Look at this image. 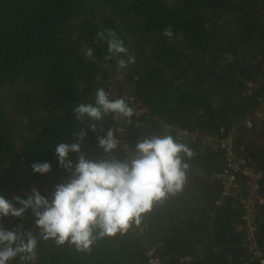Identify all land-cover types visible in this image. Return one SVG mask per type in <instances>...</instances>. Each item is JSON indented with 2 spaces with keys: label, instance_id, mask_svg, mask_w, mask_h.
<instances>
[{
  "label": "trees",
  "instance_id": "trees-1",
  "mask_svg": "<svg viewBox=\"0 0 264 264\" xmlns=\"http://www.w3.org/2000/svg\"><path fill=\"white\" fill-rule=\"evenodd\" d=\"M169 27L171 38L162 34ZM103 29L120 36L135 63L118 69L105 60L106 44L96 36ZM263 61L264 0H0V195H24L32 185L47 193L67 178L52 147L74 139L83 125L72 106L91 101L98 87L113 97L132 94L145 108L124 127L130 152L137 138L155 133L180 137L195 153L184 190L138 227L98 240L88 253L41 242L37 264H259L236 229L237 198L221 199L214 174L223 169L222 154L200 138L231 133L235 151L262 171L264 193V86L245 93L264 74ZM113 124L109 116L102 130L85 127L89 158L104 157L96 136ZM113 155L123 157L119 146ZM45 160L51 171L33 174L30 164ZM32 221L28 211L0 218V226L30 228ZM254 235L264 245V217Z\"/></svg>",
  "mask_w": 264,
  "mask_h": 264
},
{
  "label": "clouds",
  "instance_id": "clouds-1",
  "mask_svg": "<svg viewBox=\"0 0 264 264\" xmlns=\"http://www.w3.org/2000/svg\"><path fill=\"white\" fill-rule=\"evenodd\" d=\"M162 34L171 38L173 33L169 27ZM96 36L106 44L105 60H115L118 69L135 63L113 29L98 31ZM87 54H92L91 48ZM72 114L83 127L73 133L71 142L61 140L52 147L57 167L67 178L47 193L33 186L11 199L0 195V218L21 219L30 211L37 230L34 233L20 223L0 226V264H37L38 246L48 241L88 253L98 240L123 236L138 227L156 205L184 190L195 153L180 137L147 133L136 139L130 154L117 158L113 153L121 144L122 129L113 124L96 136L103 158H89L82 151L85 127L102 130L109 116L131 123L135 112L126 99L98 87L91 101L73 104ZM71 154H76L75 159ZM51 168L47 160L30 164L31 172L41 176Z\"/></svg>",
  "mask_w": 264,
  "mask_h": 264
},
{
  "label": "built area",
  "instance_id": "built-area-1",
  "mask_svg": "<svg viewBox=\"0 0 264 264\" xmlns=\"http://www.w3.org/2000/svg\"><path fill=\"white\" fill-rule=\"evenodd\" d=\"M259 85L264 86V74L258 76L254 82H248L246 84L245 93L248 95L252 94ZM113 95L116 97L115 92H113ZM121 97L126 99L130 106L133 107L135 116L145 112V108L139 105L132 94L122 93ZM262 99L264 101V96ZM262 109L263 107H260V109L255 112L257 117H262ZM242 124L245 127H250L251 121L245 119L242 121ZM127 125H129V122L123 119L119 120L117 124V127L122 129V132L118 133V135L121 140L119 150L123 156L126 152L128 154L131 153L124 137V127ZM223 131L224 129L221 127L219 129L220 134L223 133ZM194 136L196 135H192V137ZM200 142L203 146H208L222 154L223 169L214 174V176L221 182V199L223 200L228 196H234L237 198L239 206L241 207L242 223H240L236 229L241 230L245 235V247L251 256L250 260H256L259 264H264V245L258 246L254 235L256 220L264 217V193L262 192L260 185L262 171L255 168L250 158L239 155L235 151L231 133L226 136H211L204 133L201 135ZM33 186L35 185H32V187ZM221 199L216 203L221 202Z\"/></svg>",
  "mask_w": 264,
  "mask_h": 264
},
{
  "label": "rangeland",
  "instance_id": "rangeland-1",
  "mask_svg": "<svg viewBox=\"0 0 264 264\" xmlns=\"http://www.w3.org/2000/svg\"><path fill=\"white\" fill-rule=\"evenodd\" d=\"M169 2L171 1V0H168ZM121 77H122V74H116L115 76H114V79L116 78V80H118V79H121ZM113 79V80H114Z\"/></svg>",
  "mask_w": 264,
  "mask_h": 264
}]
</instances>
